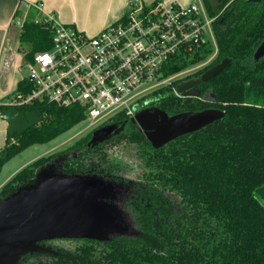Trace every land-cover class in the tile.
<instances>
[{"label": "trees", "instance_id": "obj_1", "mask_svg": "<svg viewBox=\"0 0 264 264\" xmlns=\"http://www.w3.org/2000/svg\"><path fill=\"white\" fill-rule=\"evenodd\" d=\"M215 1L217 12L210 0H203L214 19L219 52L195 76L224 59L231 60L229 67L199 85L200 97L177 94L176 81L151 98L152 105L170 114L220 109L225 112L222 120L156 150L137 124L120 117L109 123L119 124V130L107 140L88 146L90 134L60 155L33 162L0 192L1 201L35 183L37 174L60 156L65 175H102L110 163L109 150L135 146L139 173L131 181L118 182L129 186L124 211L139 235L115 236L109 242L82 240L74 251L31 254L19 264H264V58H254L264 41V0ZM19 40L31 46L26 54L31 60L52 47V32L29 17ZM212 53L203 45L191 60L175 59L166 73L185 71ZM30 88L22 81L17 92ZM207 92L214 95L213 102L203 99ZM8 109L0 106L1 112ZM20 110L42 113L44 120L9 136L16 142L0 153V171L22 150L47 143L86 120L79 107L48 102Z\"/></svg>", "mask_w": 264, "mask_h": 264}, {"label": "built area", "instance_id": "obj_2", "mask_svg": "<svg viewBox=\"0 0 264 264\" xmlns=\"http://www.w3.org/2000/svg\"><path fill=\"white\" fill-rule=\"evenodd\" d=\"M34 22L50 27L52 47L25 60L28 76L23 81L30 90L13 94L0 106L20 110L48 102L79 107L87 121H103L101 126L120 117L134 118L140 106L153 101L154 93L179 80L184 71L166 73L175 59L189 61L213 42L212 55L186 69L194 66L197 72L210 66L219 52L214 19L203 0L187 7L130 0L125 16L94 36L51 15Z\"/></svg>", "mask_w": 264, "mask_h": 264}, {"label": "water", "instance_id": "obj_3", "mask_svg": "<svg viewBox=\"0 0 264 264\" xmlns=\"http://www.w3.org/2000/svg\"><path fill=\"white\" fill-rule=\"evenodd\" d=\"M248 1L258 3L261 0ZM210 2L217 12V2ZM254 58L256 62L264 58V41ZM230 63V59H224L200 78L180 83L176 88L177 94L200 97L201 92L196 87L213 80ZM203 99L206 102L215 100L211 92ZM1 117L8 125L9 136L22 134L44 120L42 113L23 112L17 108L4 110ZM224 117L225 112L216 108L169 115L159 108L150 107L137 112L132 122L158 150ZM118 130L116 124L95 130L88 146L107 140ZM63 160L64 157H59L37 174L35 183L20 187L0 201V264H19L31 254H56L44 246L48 241L109 242L115 236L139 235L127 214L116 203L124 194V185L98 175H65Z\"/></svg>", "mask_w": 264, "mask_h": 264}, {"label": "crops", "instance_id": "obj_4", "mask_svg": "<svg viewBox=\"0 0 264 264\" xmlns=\"http://www.w3.org/2000/svg\"><path fill=\"white\" fill-rule=\"evenodd\" d=\"M144 1L187 7L199 0ZM129 3L130 0H0V104L17 93L25 78L22 67L26 56L20 54L19 36L26 19L45 20L51 15L62 24L94 36L120 21ZM38 5L40 9L36 8ZM15 142L7 134L6 122L0 119V153Z\"/></svg>", "mask_w": 264, "mask_h": 264}, {"label": "rangeland", "instance_id": "obj_5", "mask_svg": "<svg viewBox=\"0 0 264 264\" xmlns=\"http://www.w3.org/2000/svg\"><path fill=\"white\" fill-rule=\"evenodd\" d=\"M209 35L210 39H212L213 32H210ZM211 47L214 52L215 45L213 44V42ZM19 49L20 54L22 56H26V54L30 52L31 46L28 44L21 43L19 41ZM195 71L196 70L194 66L188 70H185L182 73V76L179 77L180 79L177 80L179 82L178 85L180 83H183V80L186 79V77H188L189 75L193 74ZM22 73L25 77L28 76V70L25 68L24 65L22 67ZM0 119L3 120L1 116ZM102 124L103 121H98L94 124H91V122L84 120L77 126H75L73 129L57 136L56 138L47 143L35 144L22 150L10 161L5 163L2 167L0 171V192L3 189L4 185H6L10 180H12V178H14L18 172L43 157L62 154L64 151L73 147L77 142H79L86 136L93 134L95 130L103 127L101 126ZM109 156L110 163L105 167L106 169H103L105 172L103 171L101 177L108 180H112L116 183H119L117 182L119 180L131 181L132 179L136 178L137 174L139 173V169L137 167L138 161L135 146L118 145L113 150H109ZM120 184L124 185L125 191L124 194L120 197L121 199L116 203L122 208V210H124V198L129 192V186L121 182ZM82 243V240H54L46 242L44 246L51 250L64 249L68 251H74Z\"/></svg>", "mask_w": 264, "mask_h": 264}, {"label": "flooded vegetation", "instance_id": "obj_6", "mask_svg": "<svg viewBox=\"0 0 264 264\" xmlns=\"http://www.w3.org/2000/svg\"><path fill=\"white\" fill-rule=\"evenodd\" d=\"M197 72H199V71H197ZM197 72H194L193 74H191V75H193L191 78H189V79H184L183 80V82H187V81H190V80H193V79H198V78H200L199 76L197 77V76H195V74L197 73ZM186 78H188V77H186ZM199 85L196 87L198 90H199ZM207 93H209V92H207ZM206 93V94H207ZM205 95V94H204ZM203 95V96H204ZM153 102V101H152ZM152 102H150V103H148V104H144V105H142V106H140L138 109H137V112H140V111H142V110H144V109H147V108H150V107H156V106H154V105H152ZM136 112V113H137ZM169 115H175L174 113H172V114H170V113H168ZM178 114V113H177ZM129 120H131L132 121V119H129ZM112 124H116L117 126H119V124H117V123H112ZM112 124H108V125H112ZM119 129V128H118ZM98 176H101V175H98ZM105 179V178H104ZM106 180H108V179H106ZM109 181H112V180H109ZM115 181H117V180H115ZM118 182V181H117ZM120 183V182H119ZM124 184V183H123ZM125 212V211H124Z\"/></svg>", "mask_w": 264, "mask_h": 264}]
</instances>
